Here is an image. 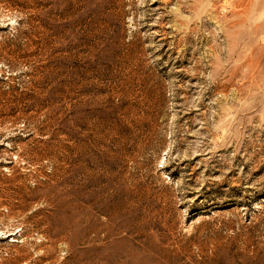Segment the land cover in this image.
I'll use <instances>...</instances> for the list:
<instances>
[{
	"label": "rangeland",
	"instance_id": "rangeland-1",
	"mask_svg": "<svg viewBox=\"0 0 264 264\" xmlns=\"http://www.w3.org/2000/svg\"><path fill=\"white\" fill-rule=\"evenodd\" d=\"M0 264H264V0H0Z\"/></svg>",
	"mask_w": 264,
	"mask_h": 264
}]
</instances>
